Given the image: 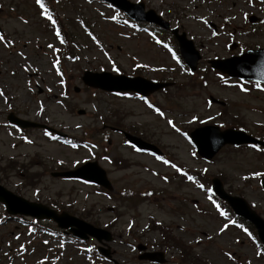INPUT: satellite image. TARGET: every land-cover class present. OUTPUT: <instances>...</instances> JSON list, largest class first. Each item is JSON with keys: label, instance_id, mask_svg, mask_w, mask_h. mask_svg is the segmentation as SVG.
<instances>
[{"label": "rangeland", "instance_id": "1", "mask_svg": "<svg viewBox=\"0 0 264 264\" xmlns=\"http://www.w3.org/2000/svg\"><path fill=\"white\" fill-rule=\"evenodd\" d=\"M143 1L193 40L201 54L195 73L176 62L170 50L157 47L147 32L135 35L129 24L116 20L114 9L99 2L41 1L45 13L36 0H0V185L106 230L113 241L104 238L98 243L119 264H149L139 261L135 247H156L163 231L171 239H182L199 264H264L255 230L254 235L222 223L205 198L207 189H195L175 176L177 168H186L205 173L207 181L219 178L230 194L243 198L264 218V175H257L264 174V152L226 146L212 161H203L186 136L207 122L264 138V91L244 92L223 84L210 64L242 50L264 48V3ZM251 16L263 22L250 24ZM56 21L61 31H55ZM233 43L236 48L230 51ZM86 71L128 76L136 72L175 85L153 94L150 102L158 109L150 110L149 103L139 99L86 87ZM211 96L225 106L211 104ZM11 111L40 128L5 127ZM42 125L78 147L54 141ZM115 125L164 156L134 151L124 135L114 132ZM87 161L107 172L112 189L106 196L95 185L54 177ZM162 177L170 179L165 183ZM150 189L153 195L145 198L142 192ZM3 212L0 203V264H110L98 255L97 242L86 245L73 236L64 240L51 223L10 220ZM177 255L178 250L168 253V263L178 264Z\"/></svg>", "mask_w": 264, "mask_h": 264}, {"label": "water", "instance_id": "2", "mask_svg": "<svg viewBox=\"0 0 264 264\" xmlns=\"http://www.w3.org/2000/svg\"><path fill=\"white\" fill-rule=\"evenodd\" d=\"M110 1H112L114 4H116L117 6H119L122 9H124L125 11H127L130 16L133 15L132 14L133 9L138 8V6H133L132 4L128 3L127 0H110ZM140 7L142 8L143 6H140ZM154 19L156 21H161L160 18H158L157 16H155L153 19H148V20L154 21ZM165 26L167 27V24ZM178 41L180 43V47H181L183 57L186 59V61L192 67V69H195V65L197 64V61L199 59V55L194 50L192 42L188 41L186 39L185 34L178 36ZM192 53H193L194 59H191V57L189 56ZM228 62L230 64L238 62L237 66L240 67L241 71L240 72L239 71H233L232 68L225 66L226 64L224 65V63H222V62L219 63L218 68H220L224 72L230 73V75H232V76L235 75V76L242 77L245 79H252V80L264 82V50H259L256 52H250V53H247L246 55H244L243 57L235 58L234 60H232V61L230 60ZM221 65H223L225 67L222 68ZM106 78H109L107 80V82L105 81ZM84 81L89 86L101 88V89L107 90V91H136V92H139L145 96L150 95L153 91L162 87L160 84H153V83L148 82V81L144 82V80H142L140 78L131 79V78L123 77V76L115 77V76H111L110 74L109 75H107V74L98 75V74L87 73L86 76L84 77ZM139 82L142 83V85L139 84ZM230 132L231 131H227V132L222 133V134H219V133L216 134V135L220 136V140L223 139V142H220V145L213 149L212 154H215L221 148V146L223 144H227V143H230V144L231 143H253V142H255V140H253L251 137L246 136L243 132H234L233 134ZM192 136H193L194 140L197 142V144L200 146V148H202V144H204L202 130L196 131L195 133L192 134ZM236 136L238 138H235ZM136 142L143 145L140 141H136ZM143 146H145L146 148L155 150L154 148H152L148 145H143ZM100 175H101V177L98 178L97 181L103 185H108V181L106 180L105 173L102 171L100 173ZM67 176H77V177H83V178L91 179V177L88 175V173H85V172H81V173L79 172L76 174H67ZM215 189L220 196L225 197V195L222 191V186L220 183L216 182ZM6 194L8 195V200H9V197H11V199L14 198L8 192ZM236 199H234V200L235 201L239 200V199H237V200ZM19 200H20V203H22L26 208H28L27 211H26V209L23 210L25 213L32 214L35 216H43L42 214L44 213V214L48 215L49 217L50 216L56 217V214L54 212H49L48 209L43 208L42 206H35V205L27 203L24 200H21V199H19ZM239 201H241V200H239ZM241 202L243 203V206L247 207L243 201H241ZM17 212H21V211H17ZM251 214L254 215L253 213H251ZM64 217L70 220V218L66 214L64 215ZM255 218L258 220V218L256 216H255ZM73 223H81V222L73 219V220H70L69 222H67L66 225H70Z\"/></svg>", "mask_w": 264, "mask_h": 264}, {"label": "snow or ice", "instance_id": "3", "mask_svg": "<svg viewBox=\"0 0 264 264\" xmlns=\"http://www.w3.org/2000/svg\"><path fill=\"white\" fill-rule=\"evenodd\" d=\"M36 3L38 5H40L41 8H44V5L41 3V0H36ZM44 12L45 13L47 12L46 8L44 9ZM46 18L49 19V20L51 19L50 16H46ZM56 34L59 37L60 33L57 32ZM3 39H4L3 37H0V40H3ZM49 47H51V45H49ZM113 71H116L115 67L113 68ZM0 95H3V93H0ZM149 106L151 107V105H149ZM160 114L162 115V113H160ZM168 123L171 125L173 122L172 121H168ZM165 163H167V162L165 161ZM177 171H179V169H177ZM257 175L259 176V175H264V174L258 173ZM189 179H191V177H189ZM221 215H224V213H221ZM225 227H227V226H225ZM223 230L224 229L222 228L221 231H223Z\"/></svg>", "mask_w": 264, "mask_h": 264}]
</instances>
